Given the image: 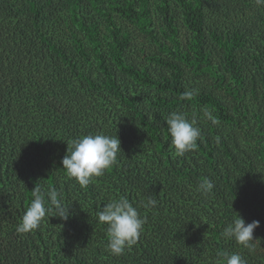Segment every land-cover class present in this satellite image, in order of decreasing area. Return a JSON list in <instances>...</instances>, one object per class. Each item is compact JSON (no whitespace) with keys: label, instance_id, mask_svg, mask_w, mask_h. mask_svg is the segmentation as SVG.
Returning a JSON list of instances; mask_svg holds the SVG:
<instances>
[{"label":"trees","instance_id":"16d2710c","mask_svg":"<svg viewBox=\"0 0 264 264\" xmlns=\"http://www.w3.org/2000/svg\"><path fill=\"white\" fill-rule=\"evenodd\" d=\"M172 112L197 116L202 133L183 157ZM95 133L119 136L122 150L81 187L62 159L67 142ZM204 178L208 196L196 190ZM36 186L62 192L69 219L53 211L20 233ZM121 196L146 223L117 256L98 213ZM239 214L260 222L254 251L221 235ZM223 252L264 264V6L0 0V264H223Z\"/></svg>","mask_w":264,"mask_h":264},{"label":"clouds","instance_id":"9594fccd","mask_svg":"<svg viewBox=\"0 0 264 264\" xmlns=\"http://www.w3.org/2000/svg\"><path fill=\"white\" fill-rule=\"evenodd\" d=\"M255 2L258 6H264V0H255ZM192 95V92L184 93L185 98L188 99H191ZM202 113L203 117L213 125L220 123L211 110L205 108ZM166 124L175 155L183 157L186 153L197 149L198 141L202 136L197 116L193 115L189 118L184 113L172 112L166 118ZM67 144V153L62 159V169L81 187L89 185L94 178L103 176L107 170L111 169L117 163L118 154L122 150L119 136L104 133L84 135ZM213 188L212 181L204 178L199 182L196 190L208 196ZM31 195V202L21 218L18 232L29 233L36 230L53 211L56 217L65 221L69 219L70 205L63 203L62 192L56 188L44 191L36 186L31 191ZM156 203L155 199L148 197L144 207H155ZM98 222L107 225V249L118 256L137 243L143 233L146 218L141 216L132 202L121 196L109 200L103 206L98 213ZM259 226V221L246 223L239 214L224 227L221 235L226 240H235L243 248L254 251L256 241H254V231ZM219 255L223 258V264H246L238 253L223 252Z\"/></svg>","mask_w":264,"mask_h":264},{"label":"rangeland","instance_id":"374dc122","mask_svg":"<svg viewBox=\"0 0 264 264\" xmlns=\"http://www.w3.org/2000/svg\"><path fill=\"white\" fill-rule=\"evenodd\" d=\"M136 40L141 41V42H139L140 44L144 43V42H142L141 38H137Z\"/></svg>","mask_w":264,"mask_h":264}]
</instances>
